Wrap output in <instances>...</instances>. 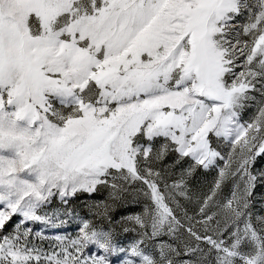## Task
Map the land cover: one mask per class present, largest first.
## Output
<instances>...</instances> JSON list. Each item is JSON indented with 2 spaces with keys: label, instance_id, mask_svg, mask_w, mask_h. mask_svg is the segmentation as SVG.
<instances>
[{
  "label": "snow or ice",
  "instance_id": "snow-or-ice-1",
  "mask_svg": "<svg viewBox=\"0 0 264 264\" xmlns=\"http://www.w3.org/2000/svg\"><path fill=\"white\" fill-rule=\"evenodd\" d=\"M0 264H264V0H0Z\"/></svg>",
  "mask_w": 264,
  "mask_h": 264
},
{
  "label": "rangeland",
  "instance_id": "rangeland-1",
  "mask_svg": "<svg viewBox=\"0 0 264 264\" xmlns=\"http://www.w3.org/2000/svg\"><path fill=\"white\" fill-rule=\"evenodd\" d=\"M251 115H252L251 112L246 113L245 119H247ZM214 176H215V170H210L207 172L201 170L196 178L195 183L199 184L201 189H205L206 186L213 180ZM224 194L227 195V189H225ZM95 198H98V197H94V199ZM88 203H91V200H89L87 195L84 194V195H79L78 198L71 199L69 201V206L73 208L76 212L80 213V215H84V213L87 211L84 205ZM59 207H62L59 198L58 197L53 198L52 204L49 205V208L54 209V208H59ZM77 223L78 221H69L67 225L61 226V227H48L45 225H41L39 223L30 224L29 226H31L34 231L43 232V234L49 238L48 241L44 242V246L48 247L49 242L56 235L74 236L77 230ZM121 239L126 240V239H130V237L121 236Z\"/></svg>",
  "mask_w": 264,
  "mask_h": 264
}]
</instances>
